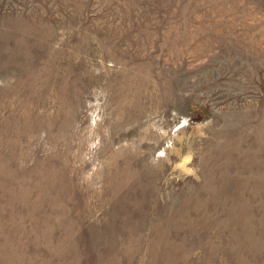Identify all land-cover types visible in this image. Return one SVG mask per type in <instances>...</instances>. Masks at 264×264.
Masks as SVG:
<instances>
[{
  "label": "rangeland",
  "instance_id": "1",
  "mask_svg": "<svg viewBox=\"0 0 264 264\" xmlns=\"http://www.w3.org/2000/svg\"><path fill=\"white\" fill-rule=\"evenodd\" d=\"M0 264H264V0H0Z\"/></svg>",
  "mask_w": 264,
  "mask_h": 264
}]
</instances>
